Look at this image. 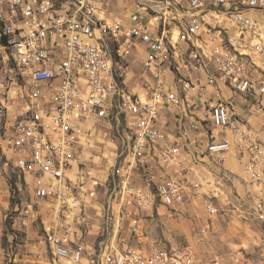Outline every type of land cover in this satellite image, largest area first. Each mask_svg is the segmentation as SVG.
<instances>
[{
  "label": "built area",
  "instance_id": "obj_1",
  "mask_svg": "<svg viewBox=\"0 0 264 264\" xmlns=\"http://www.w3.org/2000/svg\"><path fill=\"white\" fill-rule=\"evenodd\" d=\"M129 1L120 25L104 17L109 0H0V151L29 181L35 204L56 215L43 239L49 256L38 264L85 258L87 203L79 193L88 182L92 199L99 183L76 161L96 123L114 125L120 140L107 169L108 220L112 204L135 218L153 206L176 211L194 202L203 188L195 173L171 175L183 152L193 165L207 160L213 170L225 169L229 156L237 160L264 224V144L251 124L252 118L264 124V0ZM135 52L142 95L128 89L129 67L121 63ZM220 86L238 99H225ZM9 102L16 107L11 118ZM166 110L176 124L187 121L185 140H171L160 124ZM185 133L206 138L199 158ZM202 196L213 219L216 191ZM96 264L204 261L189 247L105 246Z\"/></svg>",
  "mask_w": 264,
  "mask_h": 264
},
{
  "label": "rangeland",
  "instance_id": "obj_2",
  "mask_svg": "<svg viewBox=\"0 0 264 264\" xmlns=\"http://www.w3.org/2000/svg\"><path fill=\"white\" fill-rule=\"evenodd\" d=\"M129 5V0H109L104 17L109 22L125 24ZM126 60L121 63L132 68L131 71L127 69V87L142 95L144 76L139 65L131 64L128 57ZM11 107L12 104H8L9 118ZM259 123V120L252 119L253 128ZM92 130L89 146L95 147L91 149V154L98 156L106 152V159H110L109 153L120 144L114 125L96 123ZM98 148L101 152L97 151ZM191 159L182 152L176 158L180 165L170 168L173 170L171 175L178 176L182 169L191 170L202 182V195L210 196L211 191H216V217L207 220L202 206L204 196L201 194L194 202H188L176 211L153 206L135 218L120 216L115 225L110 224L101 232L97 226L85 231L81 241L86 246V254L80 264H96L99 252L105 246L118 251L146 250L151 246L166 249L189 247L204 264H210L212 259L217 260L218 264H264V224L255 218L253 192L243 181L244 175L238 161L229 156L224 162L225 169L213 170L207 160H203V163L197 160L200 164L195 166ZM92 167L99 168L96 163ZM132 180L138 184L135 176ZM104 188L107 197L108 188ZM103 190L100 188L99 192ZM27 209L29 213L25 214ZM52 213L51 207L35 204L29 181L0 151V264H38L40 258L47 260L49 254L43 239L45 231L52 227ZM206 222L210 227L203 230ZM64 233H61L63 237L71 238ZM22 256H26V263L21 260Z\"/></svg>",
  "mask_w": 264,
  "mask_h": 264
},
{
  "label": "crops",
  "instance_id": "obj_3",
  "mask_svg": "<svg viewBox=\"0 0 264 264\" xmlns=\"http://www.w3.org/2000/svg\"><path fill=\"white\" fill-rule=\"evenodd\" d=\"M140 55V53H132L131 56H129V60L131 61V64L137 63L139 65L140 68V60L141 57L139 56V58H137L136 56ZM130 71H131V65H130ZM140 72H141V68H140ZM221 89V93L223 95V97L225 99H229L231 97L235 98L236 100L238 99V96L233 95L229 90L224 89L220 86ZM15 105H19L21 104V102L15 101L14 102ZM8 104H11V102H9ZM14 104H12V110L10 112V114L12 112H14V110L16 109V107L13 106ZM254 119V118H252ZM252 119H251V124H252ZM160 124L163 126L164 125V129L166 130L169 138L171 140H175V141H180V140H185L184 134L181 131V127L186 126V120L184 121L183 124L179 123H175V119L173 116V113L169 110L163 111L160 113V119H159ZM256 127L254 128L256 130V132L258 133L262 143L264 144V124L259 123V124H255ZM178 129H177V127ZM187 135V137L189 138V144H191V150H192V155L193 158L198 157L199 158V154L202 151L205 143H206V138L203 136V134H189V133H185ZM83 142V141H82ZM90 140L88 142L87 145H84L83 147V153H79L77 155V161L76 164L79 166L81 165L82 169H85L86 172L89 173V176L93 179L98 180L99 186H97L95 188V196L94 198L90 199L87 196V192L90 191L92 189V186L90 185V183L86 182L82 187H81V192L79 193L80 198L87 203L86 208L89 207L88 209V216L89 217L87 220V224L88 227L86 228V230L91 231L92 228H94L95 226H97V230L98 231H103L104 229H107L109 227L110 224L115 225L114 222L116 221L117 218H120V216L122 217L123 215L119 214L118 212V205L116 204H112L111 208V219H107V217L105 218V215L107 216V212L105 211V206L108 204V200L106 197V193H105V183L107 181L108 178V163L111 161H113L114 159V150L115 147L113 148L112 152L109 153V158L111 159H106V152H103L101 155L98 154V156L92 155L91 154V149L95 147L94 146H89ZM89 146V148H88ZM97 151L101 152V149L98 148ZM230 161V160H229ZM110 162V163H111ZM97 164V167H99L98 169H94L92 166H94V164ZM231 164V162H230ZM232 165V164H231ZM101 179V180H100ZM100 188H103L104 190L100 193ZM86 212V209H85ZM52 217L54 218L53 224H56V215L54 213H52ZM67 222L69 223L70 227L73 226L70 224L71 220L68 219ZM99 222V224L97 223ZM105 225V226H104ZM90 227V228H89ZM71 237V236H70ZM17 258V257H15ZM21 260L23 261V263H26L27 260L25 259L26 256H22L20 257ZM15 261V260H14Z\"/></svg>",
  "mask_w": 264,
  "mask_h": 264
}]
</instances>
